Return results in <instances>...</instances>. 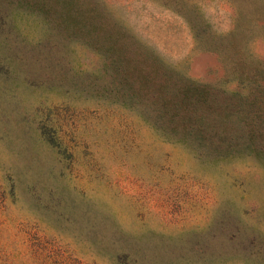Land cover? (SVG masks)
<instances>
[{"label": "rangeland", "instance_id": "374dc122", "mask_svg": "<svg viewBox=\"0 0 264 264\" xmlns=\"http://www.w3.org/2000/svg\"><path fill=\"white\" fill-rule=\"evenodd\" d=\"M83 1L180 74L239 90V59L194 28L240 47L241 8L264 61V0ZM43 2L0 0V264H264L263 154L166 139L117 101L109 35L66 32Z\"/></svg>", "mask_w": 264, "mask_h": 264}, {"label": "trees", "instance_id": "16d2710c", "mask_svg": "<svg viewBox=\"0 0 264 264\" xmlns=\"http://www.w3.org/2000/svg\"><path fill=\"white\" fill-rule=\"evenodd\" d=\"M36 1L44 5V0ZM57 1L62 6L61 22L66 32L79 29L88 37L99 31L109 35L104 49L117 101L139 110L141 118L166 139L227 154L248 148L264 157V61L246 45L241 8L240 47L235 29L207 40L210 34L203 36L201 29L194 28L202 48L224 52L228 61L239 59V90L180 74L124 27L103 20L96 2ZM181 6L186 7V2ZM186 10L195 13L193 6ZM192 19L189 21L194 23Z\"/></svg>", "mask_w": 264, "mask_h": 264}]
</instances>
